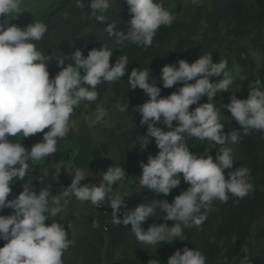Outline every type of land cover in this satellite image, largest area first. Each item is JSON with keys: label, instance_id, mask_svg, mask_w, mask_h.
Wrapping results in <instances>:
<instances>
[{"label": "clouds", "instance_id": "obj_1", "mask_svg": "<svg viewBox=\"0 0 264 264\" xmlns=\"http://www.w3.org/2000/svg\"><path fill=\"white\" fill-rule=\"evenodd\" d=\"M113 2L117 3V0H90V15L104 23L105 13ZM125 3L132 14L130 31L127 35L115 32V24H108L106 31L109 35L118 33L137 46L151 47L157 30L161 26H171L175 20L162 0H125ZM22 5L23 0H0V211L13 210L11 215H0V240L6 241L0 247V264H64L62 257L72 241L63 224L56 221L46 224L45 221L62 212L68 203L65 198L70 195L88 201L96 208L107 204L112 209L114 224H130L138 241L156 245L183 241V228L201 226L212 210L214 200L226 203L229 194L244 198L254 190L247 167L229 171L225 178V170L233 168L234 159L231 149L222 147L229 134L224 132L220 109L211 101L217 93L228 91L233 77L226 71L227 61L213 63L211 53H208L191 64L181 59L162 67L160 80L164 88H172L178 83L183 85L167 97H161V88L150 82L149 67L144 70L133 68L128 75L129 89L139 88L148 97L143 104L134 107L141 116L140 125H147L139 143L141 150L150 143V138H154L159 149L155 156L148 155L147 163H140L139 186L167 196L180 185L182 178L189 186L171 203L153 200L149 205L138 204L123 212L120 218L118 213L121 208H126L123 199L126 195L114 192L113 186L127 178L125 170L121 166H111L103 172L98 186L81 185L90 171L85 173L76 169L73 174L70 163L64 162L57 166L53 181L58 180L62 168L72 179L60 195L52 194L51 185L37 192L29 181L23 184V191L18 196L9 200L13 180L22 181L29 171L27 161H40L54 154L58 139L74 128V122L70 123L74 108L84 101L95 102L98 99L96 86L120 80L129 64L128 57L120 55L110 65L113 48L102 45L98 49L92 48L87 56L77 49L65 66V60L69 59L67 55L53 58L34 43L47 32L45 23L7 26L8 20L15 19L22 11ZM76 7L84 9L85 4L76 0ZM52 59L56 60L60 71L50 78L47 62ZM210 77L222 78L210 82ZM249 84L247 99L232 95L230 102L222 107L245 134L251 130L264 133V83L255 80ZM202 97L207 98L206 103H199ZM191 105L197 106L190 111ZM126 107L127 104L121 110L125 111ZM106 115L103 107L98 105L96 121H102ZM158 122L164 127L155 126ZM41 132L42 141L30 150H26L20 140H9V137L27 138ZM185 133L212 142L210 148L221 146L216 149L215 160L208 153L198 156L190 152L184 142ZM231 139L236 142L237 136L232 134ZM44 174H48L47 170ZM157 206L165 213L164 220L175 223L168 226L153 222L146 231L143 230L141 222L153 215ZM240 261L249 264L244 258ZM148 264L161 262L152 259ZM166 264H206V257L197 249L184 247L174 251Z\"/></svg>", "mask_w": 264, "mask_h": 264}, {"label": "rangeland", "instance_id": "obj_2", "mask_svg": "<svg viewBox=\"0 0 264 264\" xmlns=\"http://www.w3.org/2000/svg\"><path fill=\"white\" fill-rule=\"evenodd\" d=\"M84 9L76 7V0H23L22 11L15 19H9L8 25L26 27L30 23L43 22L47 25V32L40 41H35L37 48L46 55L55 58L67 55L65 66L71 62V54L77 49L87 56L92 48L106 45L113 48L110 65H113L120 55H126L129 60L127 71L120 80L103 82L96 86L98 99L89 104L84 101L74 111L70 123L74 128L62 139L57 141V151L51 156L40 161L29 159V171L22 181L13 180L10 185L12 192L8 199H13L23 191V184L30 181L35 191L51 185L53 195H60L71 183L72 177L62 168L57 181H53L56 168L60 162L70 163L73 174L76 169L85 173L90 171L80 183L99 185L103 172L111 166H121L127 178L114 185V192L123 197L126 208L130 210L138 204L149 205L153 200H167L186 190L189 186L181 178L180 185L173 189L167 196L157 195L146 188L139 186L141 175L140 163H147L149 154L155 156L159 149L154 138H150L143 150L139 143L147 130V125H140L141 116L135 112V106L143 104L147 95L137 88L129 89L128 75L133 68L144 70L150 68V82L161 88L160 96L167 97L177 88L178 83L172 88H164L160 80L161 69L167 64H175L178 60H186L190 64L201 55L211 53L212 62L227 61L226 71L233 77V84L227 92L217 93L213 98L215 106L220 109L224 124V132L229 134L227 142L222 146L231 149L234 159L233 168L244 166L250 169L251 181L264 175V133L256 130L248 134L235 122L231 114L222 105L230 102V96L237 99H247L250 82L260 80L264 83V0H162L166 9L174 14L175 20L171 26H161L153 39L151 47L137 46L124 40L118 33L127 35L131 29L132 14L125 0L113 2L105 13L106 21L101 23L90 15L88 4L90 0H82ZM2 22V21H0ZM108 24H115V35L106 31ZM150 61V62H149ZM239 62H247L242 68ZM50 78L54 77L60 68L55 59L47 62ZM250 72L252 75H250ZM219 77L214 82L218 81ZM207 98L202 97L199 103H206ZM127 107L125 111L121 109ZM103 107L107 115L102 121H96L97 106ZM197 105H191L193 110ZM175 125L176 122L173 121ZM155 126L164 127L162 123ZM45 132L47 129L44 130ZM237 136L233 142L231 135ZM43 132L36 133L27 138L9 137L10 141H19L26 150L41 142ZM184 142L189 151L198 156L209 154L215 160L216 149L210 148L212 142L198 140L184 134ZM47 170L48 174L44 172ZM228 170H225L227 179ZM182 177V174H180ZM256 175V177H252ZM260 190L256 198V214L250 220L244 219L246 235L240 250L236 252L231 262L241 264V259H246L249 264H264V184L256 185ZM255 188L252 192L255 191ZM251 192V193H252ZM229 194L226 203L214 200L212 210L207 213L206 221L199 227L183 228V241L175 240L172 243L161 242L149 245L137 240L132 233V226L117 225L112 222V214L103 218L95 212L93 205L88 201L77 200L70 195L68 203L56 217H50L46 224L53 221L64 225L68 238L72 241L69 249L64 253V264H148L152 259H157L161 264H166L170 255L177 249L188 247L203 253L206 242L217 245L218 228L222 220L237 205L238 199ZM63 200L61 203L63 204ZM204 212V209L201 210ZM13 210L5 208L0 215H11ZM165 213L159 206L154 209L153 215L141 222L143 230L155 222L171 226L172 221L163 219ZM105 219L104 222L101 220ZM108 224V231L103 230V225ZM183 227V225H182ZM6 241L0 240V247ZM220 247H216L217 257ZM224 251L220 257H223ZM206 259L208 256H205ZM229 258L223 257L226 262Z\"/></svg>", "mask_w": 264, "mask_h": 264}, {"label": "trees", "instance_id": "obj_3", "mask_svg": "<svg viewBox=\"0 0 264 264\" xmlns=\"http://www.w3.org/2000/svg\"><path fill=\"white\" fill-rule=\"evenodd\" d=\"M240 66L242 68L246 67L248 65L247 62H239ZM250 75L251 72H250ZM219 77H210V82H214ZM190 83H194V81H190ZM232 123H235L233 121ZM235 169L232 168L229 171H234ZM256 177V175H252V177ZM250 176V182L251 181ZM253 184V183H252ZM263 185L264 184V175L257 178V180L253 184V188H255L256 185ZM258 187L255 188V191L252 193H249L244 198H237L238 203L236 206L233 207L231 212L227 213V216L222 220L219 228H218V240H216L217 245L215 246L214 243L206 242L205 247L203 249V254L205 256H208L206 259V264H236L231 262V259H233V256H235L236 252L240 250L241 244L244 241V237L246 235V232L244 231V217L247 218L245 220H250L252 218V215L256 214V205H257V196L259 194ZM216 247H220V251L217 252V257L214 259L210 258V256L213 253H216ZM224 251L223 257H228L229 259L224 262L223 257H220L221 253Z\"/></svg>", "mask_w": 264, "mask_h": 264}, {"label": "built area", "instance_id": "obj_4", "mask_svg": "<svg viewBox=\"0 0 264 264\" xmlns=\"http://www.w3.org/2000/svg\"><path fill=\"white\" fill-rule=\"evenodd\" d=\"M93 208H94L95 212H97L98 214H100L101 217H103V218L111 215V213H112V209L107 204H105L104 206L98 207V208H96L95 206H93ZM118 215H121V212H119ZM104 220L105 219H102L101 221L104 222ZM108 227H109L108 224H104L102 228H103V230L105 232H107L108 231Z\"/></svg>", "mask_w": 264, "mask_h": 264}]
</instances>
